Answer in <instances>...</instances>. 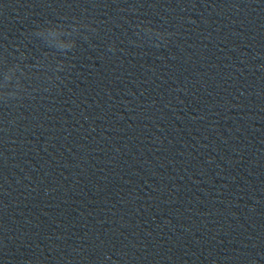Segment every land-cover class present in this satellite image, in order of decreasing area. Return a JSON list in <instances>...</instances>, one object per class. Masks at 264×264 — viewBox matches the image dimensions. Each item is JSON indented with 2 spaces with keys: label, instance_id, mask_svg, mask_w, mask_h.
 <instances>
[{
  "label": "clouds",
  "instance_id": "obj_1",
  "mask_svg": "<svg viewBox=\"0 0 264 264\" xmlns=\"http://www.w3.org/2000/svg\"><path fill=\"white\" fill-rule=\"evenodd\" d=\"M90 28H91V25H90ZM91 30H92L93 32L96 31L95 28H91ZM110 50H114V49L111 48V46H110ZM66 54H67V53H66ZM23 99H24V98L19 99V100H15V101H0V104H3L4 106H9L11 103H13V102H20V101H22Z\"/></svg>",
  "mask_w": 264,
  "mask_h": 264
}]
</instances>
